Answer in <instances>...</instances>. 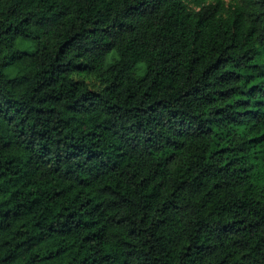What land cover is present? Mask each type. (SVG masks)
Instances as JSON below:
<instances>
[{
    "label": "trees",
    "instance_id": "trees-1",
    "mask_svg": "<svg viewBox=\"0 0 264 264\" xmlns=\"http://www.w3.org/2000/svg\"><path fill=\"white\" fill-rule=\"evenodd\" d=\"M0 264H264V0H0Z\"/></svg>",
    "mask_w": 264,
    "mask_h": 264
},
{
    "label": "rangeland",
    "instance_id": "rangeland-1",
    "mask_svg": "<svg viewBox=\"0 0 264 264\" xmlns=\"http://www.w3.org/2000/svg\"><path fill=\"white\" fill-rule=\"evenodd\" d=\"M18 47L23 48L25 50H30L34 47L30 40H23L18 42ZM9 71V70H8Z\"/></svg>",
    "mask_w": 264,
    "mask_h": 264
}]
</instances>
